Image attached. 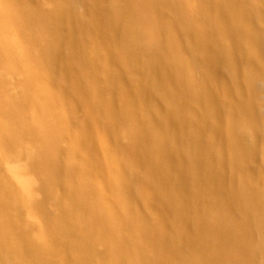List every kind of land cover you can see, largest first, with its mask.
<instances>
[{
	"label": "bare ground",
	"instance_id": "1",
	"mask_svg": "<svg viewBox=\"0 0 264 264\" xmlns=\"http://www.w3.org/2000/svg\"><path fill=\"white\" fill-rule=\"evenodd\" d=\"M0 264H264V0H0Z\"/></svg>",
	"mask_w": 264,
	"mask_h": 264
}]
</instances>
